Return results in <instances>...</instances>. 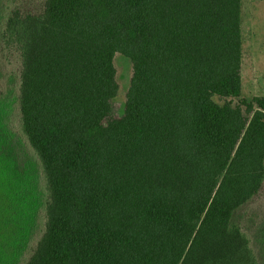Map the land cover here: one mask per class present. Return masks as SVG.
<instances>
[{
  "label": "trees",
  "instance_id": "1",
  "mask_svg": "<svg viewBox=\"0 0 264 264\" xmlns=\"http://www.w3.org/2000/svg\"><path fill=\"white\" fill-rule=\"evenodd\" d=\"M241 60V0H0L1 184L41 220L22 264H264Z\"/></svg>",
  "mask_w": 264,
  "mask_h": 264
},
{
  "label": "rangeland",
  "instance_id": "2",
  "mask_svg": "<svg viewBox=\"0 0 264 264\" xmlns=\"http://www.w3.org/2000/svg\"><path fill=\"white\" fill-rule=\"evenodd\" d=\"M241 36V96L264 95V0H241ZM3 63V68L9 69L7 61L3 60ZM114 65L119 84L115 102L120 107L131 67L129 59L118 53L114 56ZM12 202L1 184L0 175V264H7L11 253L10 264H22V256L27 253L23 245L24 234L32 235L41 227L35 211L25 209L23 205L11 209Z\"/></svg>",
  "mask_w": 264,
  "mask_h": 264
}]
</instances>
